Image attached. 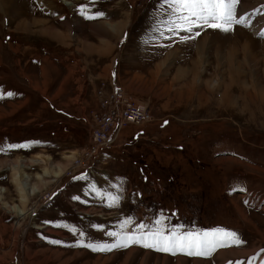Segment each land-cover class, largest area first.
Segmentation results:
<instances>
[{"label":"rangeland","instance_id":"obj_1","mask_svg":"<svg viewBox=\"0 0 264 264\" xmlns=\"http://www.w3.org/2000/svg\"><path fill=\"white\" fill-rule=\"evenodd\" d=\"M68 1L0 0V264H264V0H240L229 31L190 32L167 30L165 0ZM114 72L150 121L83 170ZM156 221L240 243L134 242Z\"/></svg>","mask_w":264,"mask_h":264},{"label":"snow or ice","instance_id":"obj_2","mask_svg":"<svg viewBox=\"0 0 264 264\" xmlns=\"http://www.w3.org/2000/svg\"><path fill=\"white\" fill-rule=\"evenodd\" d=\"M239 2L240 0H165L175 17V19L168 22L167 30L170 32H190L193 27L207 25L213 28H220L223 31H229L234 25L245 22L243 15L237 16L236 14V6ZM81 7L83 8L84 6ZM94 15L99 16L103 15V13H95ZM86 18H92V16H86ZM196 35H199V32ZM187 38L185 37L184 39ZM8 95L11 96L13 94L8 93ZM8 147L18 148L23 147V145H8ZM241 190L243 191V189ZM73 199L79 198L73 197ZM112 199L115 201L118 198L113 197ZM158 224L159 221H156L148 232L141 231L134 242H140L145 247H155L161 251H172L173 254H175L176 250H187L188 255H208L209 251L222 246L225 242H222L215 235L216 233H225V235L233 238L234 243H240L236 233L225 229H212L204 231L202 234L190 232L178 235L175 232L165 233L157 226ZM137 227L143 230L146 226L139 224ZM111 235L115 236L117 234L113 233ZM149 237L151 238V243L147 242ZM127 242H133V238L121 237V240L113 245L85 244L83 246L91 248L93 251H108L114 247L127 246ZM53 243L59 242L53 241Z\"/></svg>","mask_w":264,"mask_h":264},{"label":"built area","instance_id":"obj_3","mask_svg":"<svg viewBox=\"0 0 264 264\" xmlns=\"http://www.w3.org/2000/svg\"><path fill=\"white\" fill-rule=\"evenodd\" d=\"M111 101L112 103L114 101V106L112 107ZM106 106H110L111 115L106 119H102L103 127H92L91 145L82 154L87 162L85 163L83 159H79L78 167L83 168V170H89L91 168L90 164L94 165L99 150L112 146L115 140L118 139L123 127L128 124L143 125L150 121V115L146 114L141 107L128 101L125 98L124 90L119 88L118 85L113 86L112 99L106 102ZM89 161L90 163H88Z\"/></svg>","mask_w":264,"mask_h":264},{"label":"bare ground","instance_id":"obj_4","mask_svg":"<svg viewBox=\"0 0 264 264\" xmlns=\"http://www.w3.org/2000/svg\"><path fill=\"white\" fill-rule=\"evenodd\" d=\"M65 4H68V5H71V4H69V1L68 0H62ZM20 183V182H19ZM20 191L22 190L23 191V189H22V187L20 186ZM23 195H25L24 193H22ZM49 195H51V194H49ZM23 199V198H22ZM9 209L11 210V211H15L16 212V214L18 215V216H20V218H21V216L23 215V212H21V211H19L18 210V208L16 207V206H14V207H9Z\"/></svg>","mask_w":264,"mask_h":264},{"label":"crops","instance_id":"obj_5","mask_svg":"<svg viewBox=\"0 0 264 264\" xmlns=\"http://www.w3.org/2000/svg\"><path fill=\"white\" fill-rule=\"evenodd\" d=\"M112 75H114V78L112 79V81L110 80V82H111V84L113 85V84H115V85H118V83H117V79H118V77H117V73L116 72H114ZM236 213V212H235ZM231 215H235L233 212H231L230 211V216ZM244 218V217H243ZM17 262V257L15 256V258H14V261H12V263H16Z\"/></svg>","mask_w":264,"mask_h":264},{"label":"trees","instance_id":"obj_6","mask_svg":"<svg viewBox=\"0 0 264 264\" xmlns=\"http://www.w3.org/2000/svg\"><path fill=\"white\" fill-rule=\"evenodd\" d=\"M161 126H164V123L163 122L161 123Z\"/></svg>","mask_w":264,"mask_h":264}]
</instances>
